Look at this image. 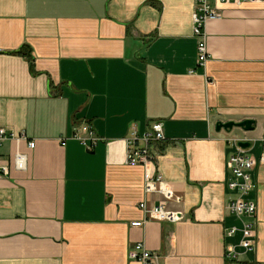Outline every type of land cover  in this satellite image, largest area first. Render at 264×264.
Masks as SVG:
<instances>
[{
    "label": "crops",
    "instance_id": "crops-1",
    "mask_svg": "<svg viewBox=\"0 0 264 264\" xmlns=\"http://www.w3.org/2000/svg\"><path fill=\"white\" fill-rule=\"evenodd\" d=\"M196 0H0V129L27 140L0 146V264H142L136 244L161 264H264V0L218 4L208 23L210 59L198 64ZM18 51H22L18 53ZM28 54V55H27ZM252 120L254 130L217 131ZM155 121L157 168L180 201L176 223L149 219L147 172L126 164V139ZM91 127L92 151L74 137ZM35 141L34 149L29 143ZM251 144L257 162L254 250L229 203V159ZM27 167L14 166L16 153ZM149 219V220H148ZM141 222L142 226H133ZM238 231L229 236V231Z\"/></svg>",
    "mask_w": 264,
    "mask_h": 264
},
{
    "label": "built area",
    "instance_id": "built-area-1",
    "mask_svg": "<svg viewBox=\"0 0 264 264\" xmlns=\"http://www.w3.org/2000/svg\"><path fill=\"white\" fill-rule=\"evenodd\" d=\"M255 0H196V10L194 13V27L193 35L198 43V64L204 67L210 59L208 46H207V33L206 27L209 22L221 20L223 13L218 7V4H234L242 6L245 3L253 2ZM85 130L86 136L81 135L80 127L75 128L74 137L78 139L83 146L92 151L93 148L103 139L100 138L91 127ZM8 139L27 140L25 134L20 136L15 133H9L6 129H0V146ZM163 124L161 121H155L150 125L149 131L140 136L136 127H134L130 135L126 139V164L131 167L142 166L146 169L147 176L145 181V197L153 195L159 196V200L149 204L145 200L140 204V208L144 211L149 219L157 220L159 222L176 223L182 220L183 214L178 211L169 209V202L173 200L180 201L175 197L172 187L165 181L163 175L157 168V152L154 145L157 143L166 142ZM263 151L258 163L264 166V137L262 139ZM30 149L36 146L35 141L29 144ZM236 153L229 159V167L232 171V179L229 186L238 192V197L232 199L229 203L231 213L236 215L239 219L250 218L253 221L243 222L242 241L240 246L247 252L254 250L255 238V219L258 212L257 204L251 200H244L253 190L252 172L257 166L254 158L248 155L247 150L239 147L236 143ZM27 156L18 152L14 158V166L19 170H24L27 167ZM9 171L7 168L0 171V179L8 176ZM148 219V220H149ZM133 226H142L143 223L136 222ZM238 230L233 228L229 231V236L235 235ZM227 257L232 261H238L239 254L235 249H230ZM129 259L138 261L142 264H161L160 256L153 253L147 247L140 243L136 244L129 250Z\"/></svg>",
    "mask_w": 264,
    "mask_h": 264
},
{
    "label": "water",
    "instance_id": "water-1",
    "mask_svg": "<svg viewBox=\"0 0 264 264\" xmlns=\"http://www.w3.org/2000/svg\"><path fill=\"white\" fill-rule=\"evenodd\" d=\"M254 125L255 122L252 120H247V121H243L240 123H235V122H228V123H223V122H218L216 125V129L218 132H220L221 130H225V131H232L234 128H240L245 132H250L254 130ZM239 147H241L242 149H249L251 144L247 141H240L238 143Z\"/></svg>",
    "mask_w": 264,
    "mask_h": 264
},
{
    "label": "trees",
    "instance_id": "trees-1",
    "mask_svg": "<svg viewBox=\"0 0 264 264\" xmlns=\"http://www.w3.org/2000/svg\"><path fill=\"white\" fill-rule=\"evenodd\" d=\"M22 51H18V53H21ZM28 55V54H27ZM237 263L235 264H244V263H239L238 261H236Z\"/></svg>",
    "mask_w": 264,
    "mask_h": 264
}]
</instances>
